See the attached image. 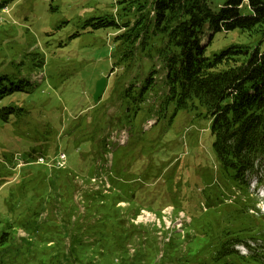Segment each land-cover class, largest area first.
Returning a JSON list of instances; mask_svg holds the SVG:
<instances>
[{"label":"rangeland","instance_id":"rangeland-1","mask_svg":"<svg viewBox=\"0 0 264 264\" xmlns=\"http://www.w3.org/2000/svg\"><path fill=\"white\" fill-rule=\"evenodd\" d=\"M0 4V77L33 84L4 101L26 111L0 123V264H264V169L239 187L210 132L241 128L260 103L215 123L177 111L161 40L89 27L129 24L117 0ZM210 40L207 55L264 48L237 30Z\"/></svg>","mask_w":264,"mask_h":264},{"label":"trees","instance_id":"trees-1","mask_svg":"<svg viewBox=\"0 0 264 264\" xmlns=\"http://www.w3.org/2000/svg\"><path fill=\"white\" fill-rule=\"evenodd\" d=\"M117 4L133 13L129 24L117 28V22L99 17L89 27L120 30L115 41L131 45H145L146 37L161 40L155 58L158 56L169 87L166 100L177 111L202 113L215 123L221 114L252 102L262 105V113L253 115L241 128L213 130L211 124L210 130L211 149L222 172L239 187L249 185L264 169V48L235 43L211 55L206 49L215 34L236 30L264 41V0H117ZM13 79L0 77V123L26 111L4 101L33 88L28 80ZM142 83L145 86L146 80ZM228 241L235 243L232 238L226 244ZM240 241L249 252L250 246ZM226 251L220 249L218 257L233 253Z\"/></svg>","mask_w":264,"mask_h":264}]
</instances>
